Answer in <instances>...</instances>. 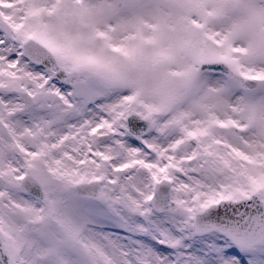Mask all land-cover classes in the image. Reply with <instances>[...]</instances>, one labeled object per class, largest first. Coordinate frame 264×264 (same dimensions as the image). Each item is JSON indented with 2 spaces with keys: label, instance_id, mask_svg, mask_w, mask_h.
Wrapping results in <instances>:
<instances>
[{
  "label": "snow or ice",
  "instance_id": "obj_1",
  "mask_svg": "<svg viewBox=\"0 0 264 264\" xmlns=\"http://www.w3.org/2000/svg\"><path fill=\"white\" fill-rule=\"evenodd\" d=\"M0 264H264V0H0Z\"/></svg>",
  "mask_w": 264,
  "mask_h": 264
}]
</instances>
